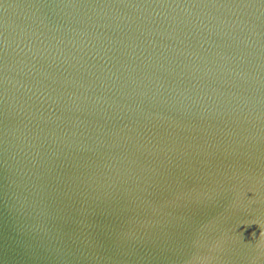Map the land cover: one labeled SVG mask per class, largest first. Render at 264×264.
Returning <instances> with one entry per match:
<instances>
[{
    "label": "water",
    "instance_id": "water-1",
    "mask_svg": "<svg viewBox=\"0 0 264 264\" xmlns=\"http://www.w3.org/2000/svg\"><path fill=\"white\" fill-rule=\"evenodd\" d=\"M0 264H264V0H0Z\"/></svg>",
    "mask_w": 264,
    "mask_h": 264
}]
</instances>
